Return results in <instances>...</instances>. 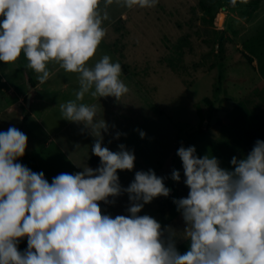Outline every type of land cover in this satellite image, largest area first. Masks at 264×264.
Returning a JSON list of instances; mask_svg holds the SVG:
<instances>
[{
	"label": "clouds",
	"instance_id": "clouds-1",
	"mask_svg": "<svg viewBox=\"0 0 264 264\" xmlns=\"http://www.w3.org/2000/svg\"><path fill=\"white\" fill-rule=\"evenodd\" d=\"M157 2L124 0V5ZM98 3L0 0V62H15L23 52L41 84L49 79L51 61L79 74L76 99L60 104V112L62 119L95 132L91 151L100 161L96 169L61 173L49 183L43 172L17 162L26 151V134L15 127L0 132V264H264V141L257 140L243 158L233 156V170L213 156L198 157L193 146L177 150L188 188L186 198L173 200L189 241L183 254L173 229L138 215L153 199L168 197L170 189L151 169L137 171L122 188L118 170L134 168V153L123 144L118 151L103 147L101 133L108 125L95 121L94 105L77 103L89 92L118 100L129 91L120 63L108 55L87 66L106 34L107 14L101 16ZM171 179L179 182L180 172L173 170ZM122 194L128 196V214H103L100 202ZM23 238L27 248L20 251Z\"/></svg>",
	"mask_w": 264,
	"mask_h": 264
},
{
	"label": "rangeland",
	"instance_id": "rangeland-1",
	"mask_svg": "<svg viewBox=\"0 0 264 264\" xmlns=\"http://www.w3.org/2000/svg\"><path fill=\"white\" fill-rule=\"evenodd\" d=\"M97 10L101 16L107 14L102 23L106 34L87 66H94L104 55L113 63L122 62L130 73L128 99H140L148 92L151 98L160 99L158 108L162 109V116L157 117L146 109V126H135L130 119L128 131L135 129L140 141L127 142L125 147L136 150L135 158L143 167L123 173L118 170L119 183L126 188L137 171L149 169L163 178L169 196L153 199L138 215H149L162 229H173L176 248L183 254L189 241L184 240L185 224L173 200L186 198L188 188L176 155L179 144H166L167 139L181 135L186 144L183 147H195L198 157L217 158L227 170H233V156L243 158L257 140L264 141V0H158L154 7L143 8L127 7L124 0H99ZM123 12L127 19L122 17ZM168 59L172 60L171 67L167 66ZM27 63L23 52L15 62H0L7 78L0 95V132L15 127L27 136L25 157L17 162L33 172H43L49 183L58 174L78 173L82 166L96 169L82 153L77 155L65 145L60 149L57 137L50 140L43 132L28 135L33 120L26 127L21 122L19 115L26 112L27 102L18 103V99L29 85L38 82V74L27 68ZM47 70L49 79L36 89L35 98L76 99L79 74L65 72L55 61L47 64ZM133 80L141 84V90L132 85ZM64 83H68L66 89ZM93 98L89 92L83 99ZM165 99L176 101L168 105ZM166 118L171 119L170 124ZM42 119L58 124L53 117ZM140 132L145 133L144 138ZM101 135L103 142L107 140L104 133ZM103 142V147L111 150L113 145ZM87 144L92 147V137ZM173 170L180 172L179 182L171 179ZM108 199L115 216L128 214L127 194ZM18 248H27V238L20 240Z\"/></svg>",
	"mask_w": 264,
	"mask_h": 264
},
{
	"label": "crops",
	"instance_id": "crops-1",
	"mask_svg": "<svg viewBox=\"0 0 264 264\" xmlns=\"http://www.w3.org/2000/svg\"><path fill=\"white\" fill-rule=\"evenodd\" d=\"M122 17L126 18V14L124 12L122 13ZM171 62L172 60L168 59L167 66L171 67L172 66L170 64ZM120 65L122 69L120 79L128 87L130 83L129 69L122 62ZM6 83H7L6 74L4 71L0 70V95L1 93L4 92L3 85ZM132 83H133L132 85L136 84L137 85L136 87H139V89L141 90L142 86L136 80H133ZM41 85L42 84L39 81L35 85L32 86L29 85L27 91L28 93L26 92L19 95L18 103L27 102V110L26 112H20L19 119L21 120V122L24 124L25 127L27 126V123H29L30 120H33V124H32L33 126L32 125L30 126L31 130L28 132V135L30 137H33L32 136L33 134L35 136H38L39 134L38 132L40 133L43 132L49 136L50 140H53L55 139V137H57V145L60 149L63 150L62 145H65V147H67L69 151L74 152L77 155L78 154L81 155L82 153L83 154L82 157L83 158L86 157V159L90 162V164L93 167L97 168L100 162V161L98 162L99 158L96 156L92 157L93 155L91 151L92 147H89V145L87 144V140H89L91 137L95 141L94 138L96 137L95 132L93 131L90 133L91 129L90 130L85 129L82 124H76L62 119L59 105L64 104L68 101H74L75 99H48V100L36 99L35 98L36 89H38ZM67 86L68 83H64L63 89H66ZM149 95L150 94L146 92V94L143 93L141 94L140 99H128L126 93L123 96H121V99L119 98L118 100H116L114 97H113L114 99H112V97H102V98L94 97L93 99H83L81 101H77V103H84L90 106L94 105L96 107L97 112H96L95 121L98 122L103 119L108 125V131L106 133L102 132L104 133V136H106L107 138V140H104L105 146L110 147L113 145L112 148L115 149L113 151H118L119 150L118 145L120 144L126 145L127 142L140 141V138L136 134L137 132L135 129H131V131H128L130 128V119H133L135 121V126L138 124H140V126L141 125L146 126L147 124L145 125L143 123V121L146 122L149 120V117H146V112H145L146 109H151L153 115H155L156 117L158 114L162 116V109L158 108V106H160L158 105L160 99H153ZM165 100H166L165 103L168 105H170V103H175L176 101V99H165ZM41 102H44V104L39 105ZM6 108L10 109V107L7 106ZM2 109H3L2 106H0V114L2 113ZM43 116L45 117V119L53 117V120H57L58 124L54 126L52 122L51 123L44 122L42 119ZM166 119H167L166 121L170 124L171 119L170 118H166ZM131 125L133 126V124ZM34 126H35V130H34ZM137 129H139V127H137ZM117 133L121 134L119 138H116ZM189 133L190 135H192L191 129ZM36 139H37L36 137L33 138V141L36 142ZM182 139L183 138L181 135L172 136L171 139H167L168 143L166 144H170L171 146H177L179 144L178 147L185 146L186 145L185 141H182ZM171 146H168V151L170 150ZM130 151L135 152L136 150H130ZM66 152L68 153V151ZM134 156H136V154ZM157 162L159 164L160 161L157 160ZM141 164L142 163L138 162L135 158L134 168L132 170L134 169L137 170L140 167H143V165ZM76 168H78V166ZM84 168L86 167L82 166L81 168H78V171L81 172ZM121 172L123 173V171ZM104 207L109 211L111 210L110 203L107 204L104 203Z\"/></svg>",
	"mask_w": 264,
	"mask_h": 264
},
{
	"label": "trees",
	"instance_id": "trees-1",
	"mask_svg": "<svg viewBox=\"0 0 264 264\" xmlns=\"http://www.w3.org/2000/svg\"><path fill=\"white\" fill-rule=\"evenodd\" d=\"M100 207H101V210H102V213L103 214L111 215V216L114 217V215L108 209H106L104 207V203L103 202H100Z\"/></svg>",
	"mask_w": 264,
	"mask_h": 264
},
{
	"label": "bare ground",
	"instance_id": "bare-ground-1",
	"mask_svg": "<svg viewBox=\"0 0 264 264\" xmlns=\"http://www.w3.org/2000/svg\"><path fill=\"white\" fill-rule=\"evenodd\" d=\"M223 15L220 16V21H222Z\"/></svg>",
	"mask_w": 264,
	"mask_h": 264
},
{
	"label": "water",
	"instance_id": "water-1",
	"mask_svg": "<svg viewBox=\"0 0 264 264\" xmlns=\"http://www.w3.org/2000/svg\"><path fill=\"white\" fill-rule=\"evenodd\" d=\"M29 100V99H28Z\"/></svg>",
	"mask_w": 264,
	"mask_h": 264
}]
</instances>
